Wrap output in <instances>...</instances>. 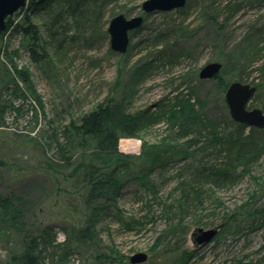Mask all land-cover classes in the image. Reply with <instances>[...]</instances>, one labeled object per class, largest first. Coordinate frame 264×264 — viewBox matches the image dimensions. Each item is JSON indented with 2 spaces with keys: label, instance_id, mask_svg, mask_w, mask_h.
I'll list each match as a JSON object with an SVG mask.
<instances>
[{
  "label": "rangeland",
  "instance_id": "1",
  "mask_svg": "<svg viewBox=\"0 0 264 264\" xmlns=\"http://www.w3.org/2000/svg\"><path fill=\"white\" fill-rule=\"evenodd\" d=\"M143 1L95 0L86 14L63 16L60 25L73 42L55 48L54 40L46 64L31 62L20 34L1 36L0 52L7 49L28 80L18 79V88L13 87L5 74L11 62L1 52L0 98L7 109L0 126V194L13 193L23 199L29 228L52 227L54 247L46 248L42 264H130V257L139 252L147 254L141 264H176L177 247L191 251L187 264H264V129L254 128L252 133L261 149L258 160L245 173L241 174L243 167L238 168L240 176L234 183L202 187V204L184 215L176 214V203L169 212H163L159 203L171 205L175 196L166 197L175 181L160 179L156 198L146 199L140 198L143 192L133 181L125 186L116 208L123 223L140 222V230L126 231L115 217L96 224V244L80 242L73 233L87 217L79 201L85 184L56 166L57 149L50 139L51 135L64 141L62 130L70 120L76 121L98 105H116L134 114L188 98L222 131L229 115L222 103V84L228 87L232 82L254 86L248 108L264 113V0H187L188 9L148 15L141 11ZM49 12L33 17L43 35L52 20ZM118 14L144 17L140 27L129 33L124 54L111 50L107 33L110 19ZM21 15L17 12L11 18L15 22ZM58 39L66 41L62 36ZM162 51L176 53L177 59L161 61L157 56ZM187 51L189 56H182ZM211 62L222 66L218 79H199V70ZM170 124L162 120L137 137L119 139L117 151L136 157L143 144L173 143L176 138L188 145L196 139L194 146L202 147L212 137L210 130L199 127L195 135L172 134ZM128 139L137 141V152L119 150L120 141L123 146ZM175 172L186 171L173 163L163 178ZM177 218L185 229L181 239L167 232L169 221ZM220 225L211 241L201 246L193 242L196 229ZM160 234L164 238L152 249ZM20 243V234L0 224V264L8 263Z\"/></svg>",
  "mask_w": 264,
  "mask_h": 264
},
{
  "label": "trees",
  "instance_id": "2",
  "mask_svg": "<svg viewBox=\"0 0 264 264\" xmlns=\"http://www.w3.org/2000/svg\"><path fill=\"white\" fill-rule=\"evenodd\" d=\"M94 1L28 0L26 6L18 11V14H22L20 17L22 19L14 22L11 17L7 18L4 33L20 34L31 62L46 64L50 59L48 52L54 40L57 43L53 46L55 48H65L73 42L72 36L66 37V29L60 25L61 20L86 14ZM189 1L186 2V7L184 6L187 9ZM46 10L50 11L52 20L49 26L45 25L46 32L43 35L33 17ZM53 27L54 30L51 31ZM58 36H62L66 41L58 39ZM1 52L11 62V68L5 71L8 81L14 88H18L17 80L26 82L28 78L14 65L7 55V49ZM162 52L157 56L161 61L177 59L176 53ZM181 54L188 57L190 53L187 51ZM217 79L218 77L215 78ZM226 87L227 85L222 84L221 98L224 105L223 93ZM175 100V105L161 104L153 111L147 109L134 114L116 105H98L76 121L70 120L62 130L64 141L60 142L57 137L50 135L51 143H54L57 149L56 166L69 170L68 177L85 184L79 201L87 212V217L84 225L73 231L80 242L96 244L99 235L96 224L100 221L115 217L123 221L119 218L116 203L130 182L134 181L142 190L143 195L140 198L146 199L148 196L156 198L159 190L157 185L161 184L160 179L166 182L175 181L166 197L175 196L172 199L174 203L172 202L170 206H166L161 200L159 203L163 212H169L166 210L173 208V204L176 203V214L184 215L188 209L202 204L201 199L205 194L202 187L234 183L240 176L236 174L238 168L243 167L241 174L245 173L250 165L258 160V150L261 149L252 139L254 128L235 123L226 115V127L219 131L217 122L206 115H201L188 98ZM5 102L0 98V126L3 124V116L7 109ZM172 119L175 121H171ZM162 120L168 124L171 122L172 134L195 135L199 127L201 131L210 130L212 137L208 138L202 147L194 146L198 143L196 139H192L188 145L179 144L176 138L173 143L163 140L156 144H143L136 157L123 155L117 151L119 139L137 137L143 130ZM189 159L192 162L187 163ZM173 163L179 164L186 172H175L172 177L164 179L163 173L167 172L168 166ZM22 200L13 193L0 194V224L20 234L21 238L20 248L10 253L8 263L5 264H42V255L46 248L54 247L52 244L55 235L51 226L28 227ZM121 224L126 231L140 230L143 226L137 221ZM168 224L170 225L167 232L171 235L176 234L181 239L185 230L182 219L171 220ZM163 238L162 234L158 235L151 248H155ZM177 250L179 261L176 264H187V260L191 258V251L179 250V247Z\"/></svg>",
  "mask_w": 264,
  "mask_h": 264
},
{
  "label": "water",
  "instance_id": "3",
  "mask_svg": "<svg viewBox=\"0 0 264 264\" xmlns=\"http://www.w3.org/2000/svg\"><path fill=\"white\" fill-rule=\"evenodd\" d=\"M187 0H144L141 11L148 15L154 12H169L181 9ZM27 0H0V36L6 29L7 18L17 13L26 6ZM143 15L126 18L118 14L110 19L107 26L109 43L112 51L124 54L129 43V33L136 30L143 23ZM221 64L211 62L204 65L198 73L199 79H215L218 77ZM256 88L250 84L232 82L224 93V101L231 120L244 125L247 128L264 129V113L260 109H249L248 103L254 96ZM196 229L192 234V240L197 246L211 241L217 234L219 228ZM147 259L144 252L135 253L129 259L130 264H141Z\"/></svg>",
  "mask_w": 264,
  "mask_h": 264
},
{
  "label": "built area",
  "instance_id": "4",
  "mask_svg": "<svg viewBox=\"0 0 264 264\" xmlns=\"http://www.w3.org/2000/svg\"><path fill=\"white\" fill-rule=\"evenodd\" d=\"M137 141L133 140V139H128L126 140L125 146H127V148H129L131 151L127 152V150L125 149V147H121V149H119L120 151L126 152V153H135L138 151V143H136ZM124 146V145H123ZM120 148V147H119ZM138 154V153H137Z\"/></svg>",
  "mask_w": 264,
  "mask_h": 264
},
{
  "label": "bare ground",
  "instance_id": "5",
  "mask_svg": "<svg viewBox=\"0 0 264 264\" xmlns=\"http://www.w3.org/2000/svg\"><path fill=\"white\" fill-rule=\"evenodd\" d=\"M120 143H121L120 147H123V148L125 147V149L127 150V152L131 151L129 148H127V146H125V145H124V146H122V144H123V141H120Z\"/></svg>",
  "mask_w": 264,
  "mask_h": 264
}]
</instances>
